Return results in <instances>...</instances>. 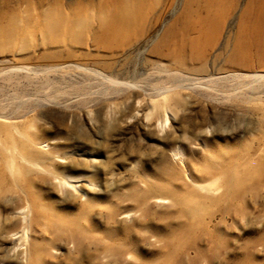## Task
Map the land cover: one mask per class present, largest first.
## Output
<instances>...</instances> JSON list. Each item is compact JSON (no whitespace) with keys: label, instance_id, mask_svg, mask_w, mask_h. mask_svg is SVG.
Wrapping results in <instances>:
<instances>
[{"label":"rangeland","instance_id":"1","mask_svg":"<svg viewBox=\"0 0 264 264\" xmlns=\"http://www.w3.org/2000/svg\"><path fill=\"white\" fill-rule=\"evenodd\" d=\"M186 1L0 0V264H264V10Z\"/></svg>","mask_w":264,"mask_h":264},{"label":"bare ground","instance_id":"2","mask_svg":"<svg viewBox=\"0 0 264 264\" xmlns=\"http://www.w3.org/2000/svg\"><path fill=\"white\" fill-rule=\"evenodd\" d=\"M228 3L229 0H187L183 10V26L181 31H178L181 35L180 42H185L194 32H203L204 29H208V26L216 20L221 9L226 8ZM247 8L248 10L256 8L258 11L260 9L263 11L264 0H248ZM198 39L199 37H193V43Z\"/></svg>","mask_w":264,"mask_h":264}]
</instances>
